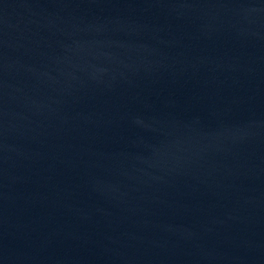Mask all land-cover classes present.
<instances>
[{"label": "water", "instance_id": "obj_1", "mask_svg": "<svg viewBox=\"0 0 264 264\" xmlns=\"http://www.w3.org/2000/svg\"><path fill=\"white\" fill-rule=\"evenodd\" d=\"M0 264H264V0H0Z\"/></svg>", "mask_w": 264, "mask_h": 264}]
</instances>
